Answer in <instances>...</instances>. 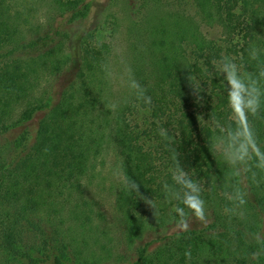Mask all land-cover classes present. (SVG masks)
<instances>
[{
	"label": "trees",
	"instance_id": "1",
	"mask_svg": "<svg viewBox=\"0 0 264 264\" xmlns=\"http://www.w3.org/2000/svg\"><path fill=\"white\" fill-rule=\"evenodd\" d=\"M43 2V31L18 43L27 14L0 0V134L42 112L27 154L9 161L0 150V264H116L85 189L106 154L120 174L121 240L138 242L133 264H264V0H191L220 39L181 0L147 26L143 44L118 50L86 31L79 70L56 102L47 85L69 60L65 27L87 17L91 0ZM226 65L244 103L254 101L246 119L230 103ZM186 194L202 201L200 224L143 242L200 218ZM30 216L45 221L39 243L26 238Z\"/></svg>",
	"mask_w": 264,
	"mask_h": 264
},
{
	"label": "rangeland",
	"instance_id": "2",
	"mask_svg": "<svg viewBox=\"0 0 264 264\" xmlns=\"http://www.w3.org/2000/svg\"><path fill=\"white\" fill-rule=\"evenodd\" d=\"M20 10L26 12L27 24L24 28V33L18 43L26 42L32 36H35L38 31H43L42 25L46 17V12L43 0H13ZM174 0H91V8L87 17L75 24L67 25V54L69 57L67 66L53 79L50 85H47L48 90L53 96V102L58 101L63 90L68 88L74 79L80 67V45L81 39L86 31H94L96 36L103 40H112L118 50H123L129 42L138 41L143 44L147 42L148 34L146 33L147 26L150 23L160 21L169 13V6ZM181 9L186 8L187 11L194 16V19L199 24V28L208 38L220 39L222 32L220 27L208 25L204 23L195 12V8L191 0H181ZM264 5V2L262 3ZM133 24L132 30L128 32V25ZM140 44V45H141ZM259 92L264 98V84ZM42 112L34 114L33 118L23 124H18L10 131L0 134V150L10 160H15L23 157L28 153L36 137V127ZM101 166L95 172L89 181L86 183V193L100 207L104 218L93 220V223L98 225V230L106 233L111 240L113 254L108 261L116 264H133L135 260L134 248L137 243L131 246H126L121 240V228L117 224V211L115 209V192L120 180V174L113 166L110 154L104 155L101 160ZM34 219L36 229L25 232L28 240H33L39 243L44 237L45 231H40V226L45 227V221L38 216ZM201 217H193L184 222L171 224L166 228L153 231L150 234L143 236V242L160 238L165 235H170L175 231L183 230L187 227H193L200 224ZM200 220V221H199ZM35 226V225H34ZM260 233H264V220L261 222ZM35 238H31L34 237ZM50 247L55 245V239L52 237ZM142 242V243H143ZM158 241L152 245L155 246Z\"/></svg>",
	"mask_w": 264,
	"mask_h": 264
},
{
	"label": "clouds",
	"instance_id": "3",
	"mask_svg": "<svg viewBox=\"0 0 264 264\" xmlns=\"http://www.w3.org/2000/svg\"><path fill=\"white\" fill-rule=\"evenodd\" d=\"M225 70L228 73V83L231 85V91L229 92L230 103L233 107L234 112L242 119H246L244 116L245 107L252 108V110L254 111V101L249 100L247 104L244 103L241 93L245 91V87L236 76L235 65H226ZM255 151L259 155V149H255ZM185 185L187 188L191 189L192 192H196V186L190 181H185ZM184 203L188 205L189 208L194 210L197 216H203L202 201H200L197 196L192 194H186V199L184 200Z\"/></svg>",
	"mask_w": 264,
	"mask_h": 264
}]
</instances>
